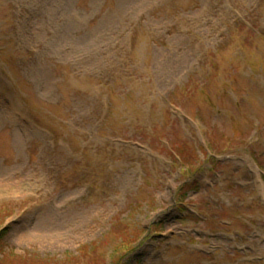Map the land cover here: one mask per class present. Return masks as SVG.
<instances>
[{
	"label": "rangeland",
	"instance_id": "1",
	"mask_svg": "<svg viewBox=\"0 0 264 264\" xmlns=\"http://www.w3.org/2000/svg\"><path fill=\"white\" fill-rule=\"evenodd\" d=\"M0 212L12 264H264V0H0Z\"/></svg>",
	"mask_w": 264,
	"mask_h": 264
},
{
	"label": "trees",
	"instance_id": "2",
	"mask_svg": "<svg viewBox=\"0 0 264 264\" xmlns=\"http://www.w3.org/2000/svg\"><path fill=\"white\" fill-rule=\"evenodd\" d=\"M201 147V152H202V154L204 155V157H205V162H207V161H212V162H214V161H216V159L213 157V155H211L210 153H208L207 151H205L204 150V148H202V146H200ZM227 147V145L225 146V148ZM206 150H208L209 151V149H212V144L209 142V143H207L206 144ZM186 149V147H185V145H184V148L181 146V148H179L178 149V147H177V149L175 148H172V151H173V156L175 157V159L176 160H179V162L181 163V164H183V166H184V171H188L189 172V174H190V176H193V174L195 173V172H197V171H199V170H201V167L199 166V167H197V166H195V164L192 166V169H190L189 168V166L191 165L190 163H191V158L192 157H190V156H188V154H187V151L185 150ZM193 151V150H192ZM174 159V158H173ZM203 161V162H204ZM253 161L256 163V165L258 166V168L259 169H261V166H260V164H259V162H257V160L255 159V158H253ZM189 165V166H188ZM195 189V186H194V184L193 183H191V184H184V185H182V186H180V187H178L177 189H176V194H175V202L177 203V204H179V203H181L182 202V199L183 198H185L186 197V193H187V190L188 189ZM3 216V214H2V212H0V217H2ZM6 216V215H5ZM0 222H1V218H0ZM1 225V224H0ZM5 234H6V230H2L1 232H0V248H2L1 247V243L2 242H4V237H5ZM106 242H104L103 244H105ZM124 248L125 249H130V248H128V247H126V246H124ZM119 250H122V246L121 247H119L118 248ZM1 250H3V249H1ZM87 252H89V250H87L86 249V251H84V253H87ZM114 253H117V251H114ZM116 255V254H115ZM117 256L119 257L117 260H116V262H115V264H120V256L121 255H119L118 253H117ZM7 258V254L5 253V251H0V264H12V263H10V261L8 260V259H6ZM77 258H75V261L72 263V264H83L80 260H76ZM7 261V262H6ZM110 261L112 262V260H111V257H110ZM55 263V262H54ZM64 263V262H63ZM14 264H16V263H14ZM32 264H35V263H32ZM53 264V263H52ZM65 264H68V263H65Z\"/></svg>",
	"mask_w": 264,
	"mask_h": 264
}]
</instances>
